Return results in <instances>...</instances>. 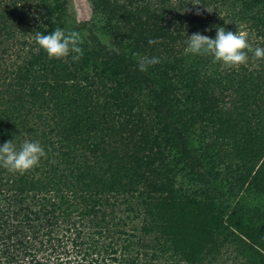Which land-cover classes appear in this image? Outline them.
Instances as JSON below:
<instances>
[{
  "label": "trees",
  "instance_id": "1",
  "mask_svg": "<svg viewBox=\"0 0 264 264\" xmlns=\"http://www.w3.org/2000/svg\"><path fill=\"white\" fill-rule=\"evenodd\" d=\"M10 1L29 10L13 24L0 22V95L12 105L3 115L19 126H0V145L39 141L47 155L25 174L0 167V264H249L240 250L234 263L220 256L190 262L170 239L149 254L144 238L128 237L130 223L117 213L123 204L163 198L172 185L170 195L207 201L212 223L232 238L234 217L264 224V207L247 205L257 192L264 199V59L249 53L247 65L229 68L185 54L188 36L215 38L217 26L246 31L253 48L264 47V0H158L160 33L150 16L144 31L123 25L114 46L102 41L94 20L85 21L78 62L71 55L49 59L30 40L55 30L66 0H41L34 8ZM142 34L162 45L134 52L159 58L146 72L134 53L119 50ZM37 96L45 100L31 106ZM143 228L151 230L148 220ZM235 241L249 245L242 234Z\"/></svg>",
  "mask_w": 264,
  "mask_h": 264
},
{
  "label": "rangeland",
  "instance_id": "2",
  "mask_svg": "<svg viewBox=\"0 0 264 264\" xmlns=\"http://www.w3.org/2000/svg\"><path fill=\"white\" fill-rule=\"evenodd\" d=\"M41 0H26L24 2L29 3L31 8ZM50 1V0H49ZM67 6H65L63 13L58 20L54 19V27H60L64 30H79L82 27V23L85 21L94 20V23L98 26L102 41L107 44L113 45L114 35L124 29L134 30L139 28L144 31L146 23L149 21L150 16H154L158 19L157 32L160 33L159 28L164 27L162 20L158 15L161 13L158 0H66ZM19 4V2H18ZM21 8L19 5L15 8L10 0H6L4 5L3 16L0 17V22L6 21L5 25H10L13 22H17L29 8L28 4H23ZM27 7V8H26ZM12 9V11H10ZM158 13L157 17L155 14ZM10 14V15H8ZM8 15V16H5ZM7 17L6 20L3 18ZM148 21V22H147ZM145 22V23H144ZM4 25V24H3ZM2 24H0L1 28ZM43 34V33H42ZM32 42L35 41V34L30 38ZM149 37L141 35L138 39H135L129 46H119V50L133 54L142 49H146L149 46ZM156 50H161L162 45L159 40H156ZM0 45V50H2ZM0 84L6 79L4 74V65L0 64ZM40 74L38 73V76ZM6 82V81H5ZM38 89H41L43 95L49 97L51 92L48 87H41L39 81L34 82ZM38 95V94H37ZM42 95V96H43ZM45 97V96H44ZM37 96L36 100L30 99V105L33 106L34 102L42 103L45 98ZM15 102V101H14ZM67 102L66 98H63L60 103ZM43 104H40L42 106ZM12 105L4 100V97L0 95V126L5 129L4 124L11 125L15 129H19L17 120H8V117H4V111L8 112L7 108ZM10 121V122H9ZM9 138H12L9 134H6ZM16 144L17 142L14 141ZM17 146V144H16ZM18 148V147H17ZM171 186L167 185L164 197L157 196L149 200V204L137 205L134 202L129 204H123L117 213L126 219L127 225L125 228L130 233L128 235L132 241H136L138 238H144L148 244L149 254L154 251H161L162 242L169 243V239L174 243L177 249L180 251L185 260L190 262L196 261L198 258L205 257L204 259H211L216 256L227 258L231 263H234V256L239 252L245 254V260L249 264H264L261 256L264 252V224L254 222L245 216H238L232 219L234 225L235 235L232 238L226 232V230L219 224L212 223V207L208 205V202H203V205H196L191 197L198 199L192 195H170L168 190ZM177 192V191H176ZM260 192L256 193L254 199L249 201L247 205L250 207H264V199L260 197ZM157 198V199H156ZM135 206V210L129 209L130 206ZM141 215L137 216V210ZM147 211V212H145ZM143 213H145L143 215ZM148 220V232L145 231L143 225H147ZM132 225L136 227L131 228ZM242 234L249 242V245L243 248L240 241H235V238ZM125 237V235H123ZM160 238V242L159 239ZM123 242V240H122ZM255 243H258L257 246ZM119 245V244H118ZM140 246H136L138 248ZM118 248L123 250L121 246ZM142 248V247H140ZM242 248V249H241ZM259 251V252H256ZM165 258H163L164 261Z\"/></svg>",
  "mask_w": 264,
  "mask_h": 264
},
{
  "label": "clouds",
  "instance_id": "3",
  "mask_svg": "<svg viewBox=\"0 0 264 264\" xmlns=\"http://www.w3.org/2000/svg\"><path fill=\"white\" fill-rule=\"evenodd\" d=\"M193 5H200L199 0H193ZM204 10L211 13L210 8ZM198 8L196 15H202ZM211 31V28L206 29ZM35 41L48 55L49 59H66L70 55L72 60L78 62L83 57V49L80 47L84 43L81 34L75 30H64L55 27L51 34L35 33ZM148 43H157L154 39H149ZM185 54L193 56H211L213 63L220 62L229 68H239L247 65L249 53H252L253 60L264 59V47H255L249 42L246 31H227L224 27L217 26L215 38H210L202 33H193L185 41ZM137 59L139 70L146 72L149 67L160 63L155 56L134 53ZM46 151L39 141L25 140L19 148L14 141H7L0 145V167L6 168L12 173L25 174L37 167L42 158L46 157Z\"/></svg>",
  "mask_w": 264,
  "mask_h": 264
}]
</instances>
